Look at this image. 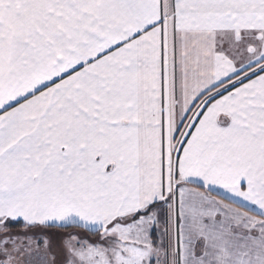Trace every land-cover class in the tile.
<instances>
[{"label": "snow or ice", "instance_id": "1", "mask_svg": "<svg viewBox=\"0 0 264 264\" xmlns=\"http://www.w3.org/2000/svg\"><path fill=\"white\" fill-rule=\"evenodd\" d=\"M0 264H264V0H0Z\"/></svg>", "mask_w": 264, "mask_h": 264}]
</instances>
